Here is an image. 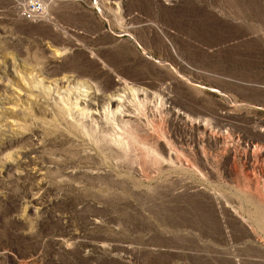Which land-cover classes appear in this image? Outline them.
Instances as JSON below:
<instances>
[{
    "label": "rangeland",
    "instance_id": "obj_1",
    "mask_svg": "<svg viewBox=\"0 0 264 264\" xmlns=\"http://www.w3.org/2000/svg\"><path fill=\"white\" fill-rule=\"evenodd\" d=\"M0 0V264H264V0Z\"/></svg>",
    "mask_w": 264,
    "mask_h": 264
},
{
    "label": "built area",
    "instance_id": "obj_2",
    "mask_svg": "<svg viewBox=\"0 0 264 264\" xmlns=\"http://www.w3.org/2000/svg\"><path fill=\"white\" fill-rule=\"evenodd\" d=\"M42 12H43L42 3L38 0H31L22 10L21 15L23 18L26 19H37Z\"/></svg>",
    "mask_w": 264,
    "mask_h": 264
}]
</instances>
